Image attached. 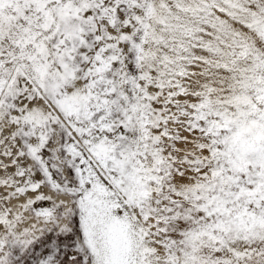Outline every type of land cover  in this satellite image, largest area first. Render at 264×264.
Masks as SVG:
<instances>
[{"label": "snow or ice", "instance_id": "6c2138e0", "mask_svg": "<svg viewBox=\"0 0 264 264\" xmlns=\"http://www.w3.org/2000/svg\"><path fill=\"white\" fill-rule=\"evenodd\" d=\"M0 264H264V0H0Z\"/></svg>", "mask_w": 264, "mask_h": 264}]
</instances>
